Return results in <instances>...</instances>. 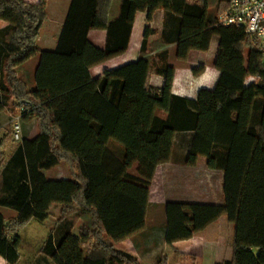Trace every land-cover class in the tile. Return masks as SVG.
Wrapping results in <instances>:
<instances>
[{"label":"trees","instance_id":"16d2710c","mask_svg":"<svg viewBox=\"0 0 264 264\" xmlns=\"http://www.w3.org/2000/svg\"><path fill=\"white\" fill-rule=\"evenodd\" d=\"M48 1L0 0L8 24L0 30V115L16 108L38 130L10 155L0 139V208L16 214L0 212V257L18 264L20 232L31 220L48 221L56 207L39 251L52 264H167L141 262L116 245L144 231L156 170L170 162L176 134L191 133L187 163L205 158L223 171L225 201L168 203L166 242L190 240L227 216L233 257L220 264H264V57L243 28L210 19L211 10L227 9L225 0H122L117 11L115 0H72L56 49L42 51ZM158 11L164 29L145 28L137 60L94 78L92 68L128 51L137 15L152 23ZM91 31L106 32L104 48L89 40ZM214 37L215 87L195 99L172 94L169 49L187 61L191 51L209 52ZM36 56L30 89L18 69ZM153 75L165 79L163 88L151 84ZM62 163L69 177L49 179L45 171Z\"/></svg>","mask_w":264,"mask_h":264},{"label":"crops","instance_id":"0c3cea01","mask_svg":"<svg viewBox=\"0 0 264 264\" xmlns=\"http://www.w3.org/2000/svg\"><path fill=\"white\" fill-rule=\"evenodd\" d=\"M71 1L72 0L48 1L49 20L41 31V38L38 43L40 50L54 51L56 49ZM158 12H156V14ZM143 14L146 15V13H139L136 17L128 51L102 65L92 68L90 71L91 75L95 74L94 76H100L105 70H112L137 60L141 50L143 37H138L136 34L134 38V35L136 32L137 20L140 15ZM152 23H150V26ZM7 26V23L0 21V30ZM153 29L158 31L155 28ZM160 32L161 31H159V33ZM88 38L95 46L99 48L105 47V31H91ZM214 39H216L215 43L217 47L214 57L210 58L211 60H202L205 59L203 58L204 56L202 53L191 51L188 59L196 53L194 56L195 59L192 61V65L194 66L182 70L176 69L175 81L172 88V93L174 95L195 99L201 89H212L213 86L215 87L221 74L214 67L219 38L214 37L211 45L213 44ZM151 40H154V38ZM244 45L245 44L241 45L242 50ZM39 59V56H36L23 65L25 66L34 62V79L39 65L37 60ZM200 64L203 66H199ZM200 67L204 68L203 73L199 76H194L193 70H197ZM34 79L32 85L29 86L30 89L34 87ZM248 83L251 82L248 81ZM151 84L156 88H163L165 85V79L153 75L151 77ZM184 134H190L192 136L191 133L176 134L170 162L158 166L156 170L150 188L149 204L146 213V227L144 231L130 239L118 243L116 246L117 248L134 255L139 261L144 263H152L155 259L162 256L167 259V264H220L225 261H230L233 257L235 228L234 225L229 222L227 216H222L218 221L209 225L204 231L194 235L190 240L178 241L172 245H169L166 242V207L168 203L180 202L223 205L225 201L224 172L208 169L207 160L203 158H199L194 166L188 165L187 158L190 152L191 136H187V142L184 144L182 143V146H179L178 143L179 136ZM202 160L206 163L207 172L205 177L206 179H210L209 181L207 180L209 182L207 185H204L202 182L203 173H200V168L203 166ZM136 170L137 166L135 165L130 170V173L134 175L136 174ZM58 178L66 179L68 177ZM215 180L218 181L215 182ZM0 212L5 216L9 213V220L16 215L15 212L9 209L0 208ZM11 213H14L12 217ZM152 220L154 221L153 224H151ZM35 223L40 222L37 220H31L28 226H32ZM28 226L20 232L21 259L18 264H52L49 260L43 258L39 254L50 230H45V233H40V236L37 235L32 238L34 228L33 226L31 228ZM226 231L232 233V238L230 240H227L225 237ZM187 258H192V261L186 262ZM0 264L8 263L0 257Z\"/></svg>","mask_w":264,"mask_h":264},{"label":"rangeland","instance_id":"374dc122","mask_svg":"<svg viewBox=\"0 0 264 264\" xmlns=\"http://www.w3.org/2000/svg\"><path fill=\"white\" fill-rule=\"evenodd\" d=\"M115 1L116 2H115V4L113 5V8H112L113 11H117L119 9V5H120V2L122 0H115ZM212 1H213V5L219 4V0H212ZM212 8H215V7H212ZM220 14H218V11H216L215 9L211 10L209 12V16H210V19L212 21H215ZM144 16H146V17H144ZM144 18H146V19H144ZM164 20H165V13L164 12H158L156 14V16L154 17V19H153L152 25L150 26V23L147 22V15H145V14L140 15V17L137 20L136 32H135L134 38H135L136 34H137L138 37H140V36L143 37L144 36V32H145V28L147 26L157 29L158 32L162 31L164 29V24H165ZM215 42H216V39H214L213 44L211 45V49L209 50V52L202 53L203 56H204L203 58H205V59H202V60L207 61V60H211L210 58L214 57L215 50H216V47H217ZM243 50H244L245 56H247V53L249 52V47L246 44L243 46ZM195 54L193 56H191V58L188 59L187 61H179L176 58V46H173V47H171L169 49V53H168L169 60H168V62H169V66L171 68H173V70H174L173 84H174V81H175L176 69L182 70V69H185V68H188V67H193L194 65H192V61H194V59H195V57H194ZM39 60H37L38 63H39ZM195 62H196V60H195ZM197 63H199V62H197ZM199 66H203V65L200 64ZM34 70H35V64H34V62H31V63L21 67L19 69V71H18L19 77L21 79H23L29 86H31L32 83H33ZM94 75L95 74L92 75L94 78L99 77L98 75L97 76H94ZM248 81L249 82H253V81H255V78H250ZM208 87H212V86H208ZM213 87H212V89H213ZM172 88H173V85H172ZM171 92H172V89H171ZM158 114L161 117L165 116L163 112H158ZM22 119L23 118H21L20 111L18 109H16V108L8 109L7 111H5L4 113H2L0 115V139H2L4 141V143H5L4 151H5L6 155H10L15 150L17 145L21 142V140L24 137H27V138H30V139H34L37 136L38 130L36 128L35 121H25L24 122ZM14 120H19L20 123H21L22 131H21V138L19 140H17L14 137V134H13V124H14L13 122H14ZM187 136H191V135L190 134H184V135L179 136V139H178L179 146H182V143L184 144V143L187 142V139H188ZM113 147L116 148L114 150V152L115 153H119V152H117L118 151L117 146L114 145ZM203 159H205V158H203ZM202 163H203V166L200 168V173H203L202 182L204 183V185H207V184H209L208 181L210 179H206V177H205L206 176V172H207L205 161L202 160ZM45 174L51 180L59 179L58 177H64V178L69 177L68 166L65 163H62L57 168H54V169H52L50 171H45ZM217 181L218 180H215V182H217ZM13 214L14 213H11V217H12ZM51 214H52V217L50 219H48V221H45L44 223L43 222L42 223L41 222L40 223H35L34 225H32L33 228H34L33 232H32V238L36 237L37 235L40 236V233L41 234L45 233V230H48V229L50 230L51 229V227L53 225L52 223H54V218L59 214L58 209L56 207H54L52 209V211H51ZM6 217L9 219L10 214L7 213ZM153 223H154V221L152 220L151 224H153ZM159 223H160V221H159ZM32 226H28V227L31 228ZM225 237H226L227 240H230L232 238V233L226 231V236ZM191 261H192V258H189V259L187 258L186 259V262H191Z\"/></svg>","mask_w":264,"mask_h":264},{"label":"built area","instance_id":"2783aa9c","mask_svg":"<svg viewBox=\"0 0 264 264\" xmlns=\"http://www.w3.org/2000/svg\"><path fill=\"white\" fill-rule=\"evenodd\" d=\"M225 3L227 9L218 16V24L243 28L264 57V0H225ZM22 104L26 105L25 102ZM13 123L14 137L19 140L21 123L19 120Z\"/></svg>","mask_w":264,"mask_h":264}]
</instances>
